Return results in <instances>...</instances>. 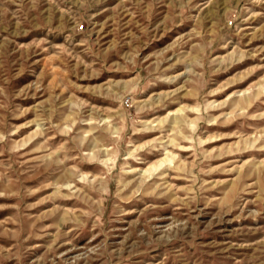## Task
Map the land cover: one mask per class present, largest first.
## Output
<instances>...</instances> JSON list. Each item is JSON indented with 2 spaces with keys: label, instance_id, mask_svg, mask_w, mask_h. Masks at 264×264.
<instances>
[{
  "label": "rangeland",
  "instance_id": "1",
  "mask_svg": "<svg viewBox=\"0 0 264 264\" xmlns=\"http://www.w3.org/2000/svg\"><path fill=\"white\" fill-rule=\"evenodd\" d=\"M263 91L264 0H0V264H264Z\"/></svg>",
  "mask_w": 264,
  "mask_h": 264
},
{
  "label": "bare ground",
  "instance_id": "2",
  "mask_svg": "<svg viewBox=\"0 0 264 264\" xmlns=\"http://www.w3.org/2000/svg\"><path fill=\"white\" fill-rule=\"evenodd\" d=\"M261 89H262V88H261ZM244 91H245V90H244ZM263 92H264V91H263ZM243 93H244V92H243ZM247 96H248V95H247ZM253 97H254V96H253ZM248 102H249V101H248ZM168 111H169V110H168ZM172 111H173V110H172ZM180 111H181V110H180ZM174 112H175V111H174ZM177 112H178V111H177ZM177 112H176V113H177ZM169 113H170V112H169ZM165 119H166V118H165ZM165 119H164V120H165ZM174 119H175V118H174ZM161 121H162V120H161ZM174 123H175V121H174ZM171 126H172V125H171ZM177 128H178V126H177ZM171 129H172V128H171ZM262 130H263V129H262ZM178 131H179V130H178ZM263 132H264V131H263ZM178 133H179V132H178ZM258 133H259V132H258ZM211 138H212V137H211ZM201 141H202V140H201ZM139 146H140V145H139ZM250 147H251V146H250ZM68 149H69V148H68ZM250 151H251V150H250ZM130 153H131V152H130ZM64 154H65V153H64ZM159 163H161V162L159 161ZM89 164H90V163H89ZM90 165H91V164H90ZM101 165H102V164H101ZM161 165H162V164H161ZM157 166H159V165H157ZM157 166H156V167H157ZM151 168H153V167H151ZM155 169H156V168H155ZM93 174H94V173H93ZM153 174H154V173H153ZM250 175H251V173H250Z\"/></svg>",
  "mask_w": 264,
  "mask_h": 264
}]
</instances>
